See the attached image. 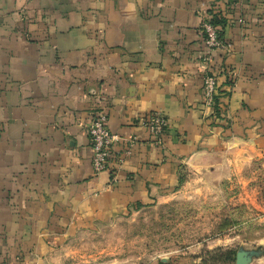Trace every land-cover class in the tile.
<instances>
[{
  "label": "crops",
  "instance_id": "crops-1",
  "mask_svg": "<svg viewBox=\"0 0 264 264\" xmlns=\"http://www.w3.org/2000/svg\"><path fill=\"white\" fill-rule=\"evenodd\" d=\"M218 111L203 106L204 16ZM122 139L95 174V112ZM160 112L159 140L143 126ZM124 140V142H123ZM264 153V0H0V264H75L74 244L165 202L185 174Z\"/></svg>",
  "mask_w": 264,
  "mask_h": 264
},
{
  "label": "rangeland",
  "instance_id": "rangeland-1",
  "mask_svg": "<svg viewBox=\"0 0 264 264\" xmlns=\"http://www.w3.org/2000/svg\"><path fill=\"white\" fill-rule=\"evenodd\" d=\"M245 155L217 174H185L178 195L85 234L74 263L236 264L242 251L264 264V153Z\"/></svg>",
  "mask_w": 264,
  "mask_h": 264
},
{
  "label": "built area",
  "instance_id": "built-area-1",
  "mask_svg": "<svg viewBox=\"0 0 264 264\" xmlns=\"http://www.w3.org/2000/svg\"><path fill=\"white\" fill-rule=\"evenodd\" d=\"M210 21V16H204L200 29L205 44V53L202 56V63L206 70L203 82V106L210 111L211 115H214L219 77L212 71L211 64L214 52L218 50L229 52L230 45L220 39L218 35L219 27L213 26ZM142 124L159 141L167 129V121L160 112L149 114L143 119ZM87 132L93 150L92 166L95 174L111 169L112 165H121L124 154L128 156L132 152L133 142L132 140H127L125 143L128 142V146L124 149L123 155L115 154L114 145L122 141V139L112 135L108 129L107 115L103 111L94 113L91 122L87 126Z\"/></svg>",
  "mask_w": 264,
  "mask_h": 264
},
{
  "label": "trees",
  "instance_id": "trees-1",
  "mask_svg": "<svg viewBox=\"0 0 264 264\" xmlns=\"http://www.w3.org/2000/svg\"><path fill=\"white\" fill-rule=\"evenodd\" d=\"M207 16H209V15H207ZM211 17V24L213 25V26H215V27H219V30H218V35H219V37H220V39H222L223 40V26H224V21L222 20V19H220V18H217V16H215V15H212V16H210ZM216 101H217V104H216V107H215V110H216V113H217V111H218V97H216ZM227 259L228 260H232L233 258L232 257H227Z\"/></svg>",
  "mask_w": 264,
  "mask_h": 264
},
{
  "label": "water",
  "instance_id": "water-1",
  "mask_svg": "<svg viewBox=\"0 0 264 264\" xmlns=\"http://www.w3.org/2000/svg\"><path fill=\"white\" fill-rule=\"evenodd\" d=\"M249 259L250 254L240 251L236 255V264H247Z\"/></svg>",
  "mask_w": 264,
  "mask_h": 264
}]
</instances>
